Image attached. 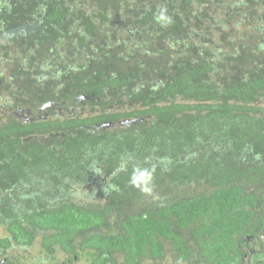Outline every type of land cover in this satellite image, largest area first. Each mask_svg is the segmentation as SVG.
I'll use <instances>...</instances> for the list:
<instances>
[{"label": "trees", "instance_id": "trees-1", "mask_svg": "<svg viewBox=\"0 0 264 264\" xmlns=\"http://www.w3.org/2000/svg\"><path fill=\"white\" fill-rule=\"evenodd\" d=\"M0 194L31 241L88 231L102 258L133 229L132 259L192 238L238 264L264 233V0H0Z\"/></svg>", "mask_w": 264, "mask_h": 264}, {"label": "flooded vegetation", "instance_id": "flooded-vegetation-1", "mask_svg": "<svg viewBox=\"0 0 264 264\" xmlns=\"http://www.w3.org/2000/svg\"><path fill=\"white\" fill-rule=\"evenodd\" d=\"M48 116L49 113L45 111L43 117ZM14 196L21 197V194H0V207L5 200L9 204H15L18 199H13ZM45 196L52 197L53 195L45 194ZM23 197L24 199H31V195L25 194ZM16 203L20 204L19 202ZM2 212L3 210L0 209V213ZM97 227L101 232L106 229L105 225H98ZM26 228L34 229L30 231L32 241L22 235L25 232L14 233L9 223L0 225V264H205L204 260L207 257L204 247L198 246L201 241L187 238L190 240L185 244L190 249V251L188 250L189 259L187 261L182 259L180 251H176L175 247L172 246L163 248L161 254L156 257L148 256L139 260L138 256L136 259H132L127 244L135 239V231L130 229L126 230L127 240L124 247L111 250L99 258L92 253V247L89 246L91 242H88V246L85 245L90 239L88 231L77 232L65 242L63 241L64 231L60 229L59 232L54 231L52 227L45 225L26 226ZM49 239L52 240L50 243L52 248H55L53 251L49 250L46 244ZM263 242L264 233H256V231L251 233V229L249 230L247 227L236 236V249L231 255L239 260L238 264H263L264 255L261 250ZM33 248L38 249V251L33 252Z\"/></svg>", "mask_w": 264, "mask_h": 264}, {"label": "clouds", "instance_id": "clouds-1", "mask_svg": "<svg viewBox=\"0 0 264 264\" xmlns=\"http://www.w3.org/2000/svg\"><path fill=\"white\" fill-rule=\"evenodd\" d=\"M77 98H79V100H81V101H83V100H88V97L85 95V94H83V95H79ZM78 100V101H79ZM80 101V102H81ZM79 106V104H77V105H75V106H72L71 108H68L67 109V111L64 113V114H70V113H75V111H77V107ZM45 108L46 107H52V108H56V109H58L57 108V106H56V104L55 103H49V104H47L46 106H44ZM21 112L23 113H25L26 112V110H21ZM30 116V115H29ZM29 116H27L26 115V117H29ZM33 118V117H32ZM37 118H40V117H37ZM42 118H44L43 116H42Z\"/></svg>", "mask_w": 264, "mask_h": 264}, {"label": "rangeland", "instance_id": "rangeland-1", "mask_svg": "<svg viewBox=\"0 0 264 264\" xmlns=\"http://www.w3.org/2000/svg\"><path fill=\"white\" fill-rule=\"evenodd\" d=\"M20 113H21V112H18V114H20ZM2 114H3V116H5V115H6V114H5V113H3V112H2ZM23 114L25 115V113H24V112H23ZM32 251H33V252H37V251H38V249H35V248H33V249H32Z\"/></svg>", "mask_w": 264, "mask_h": 264}]
</instances>
